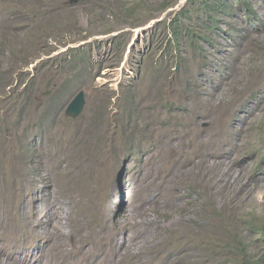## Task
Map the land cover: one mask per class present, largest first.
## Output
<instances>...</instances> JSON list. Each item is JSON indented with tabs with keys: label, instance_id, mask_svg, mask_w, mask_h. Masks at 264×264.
<instances>
[{
	"label": "rangeland",
	"instance_id": "1",
	"mask_svg": "<svg viewBox=\"0 0 264 264\" xmlns=\"http://www.w3.org/2000/svg\"><path fill=\"white\" fill-rule=\"evenodd\" d=\"M201 1L0 0V264H264V0Z\"/></svg>",
	"mask_w": 264,
	"mask_h": 264
},
{
	"label": "trees",
	"instance_id": "2",
	"mask_svg": "<svg viewBox=\"0 0 264 264\" xmlns=\"http://www.w3.org/2000/svg\"><path fill=\"white\" fill-rule=\"evenodd\" d=\"M193 0H187V3L192 4ZM233 4L239 5L241 8L245 10H240L237 8V11L242 12L243 14L250 16L252 14L249 4H247L248 0H232ZM233 4H230L229 2H226V0H202L200 2V8L203 11H206L209 13V25L206 26L208 30H211L213 28H218L219 22L215 20V17L219 15H225L227 12L233 9ZM168 3H165L161 8L164 9L168 6ZM176 26L172 25L173 34L175 37H177V30ZM217 203V202H216ZM220 205H222V202H218ZM224 207L227 208V205L224 204ZM228 210V209H227ZM227 210L223 211V215H227ZM262 229V235L264 236V224L260 227ZM234 233L237 234L235 231ZM233 233V234H234ZM232 238L234 240V243L241 246L243 244V240H239L235 235H232Z\"/></svg>",
	"mask_w": 264,
	"mask_h": 264
},
{
	"label": "water",
	"instance_id": "3",
	"mask_svg": "<svg viewBox=\"0 0 264 264\" xmlns=\"http://www.w3.org/2000/svg\"><path fill=\"white\" fill-rule=\"evenodd\" d=\"M76 1L77 0H71L72 3ZM84 106H85L84 92L79 91L71 100V102L68 104L65 114L67 117L75 119L82 113Z\"/></svg>",
	"mask_w": 264,
	"mask_h": 264
},
{
	"label": "clouds",
	"instance_id": "4",
	"mask_svg": "<svg viewBox=\"0 0 264 264\" xmlns=\"http://www.w3.org/2000/svg\"><path fill=\"white\" fill-rule=\"evenodd\" d=\"M263 225V224H262Z\"/></svg>",
	"mask_w": 264,
	"mask_h": 264
}]
</instances>
